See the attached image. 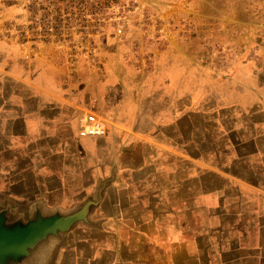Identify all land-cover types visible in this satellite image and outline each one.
I'll list each match as a JSON object with an SVG mask.
<instances>
[{
	"label": "rangeland",
	"instance_id": "374dc122",
	"mask_svg": "<svg viewBox=\"0 0 264 264\" xmlns=\"http://www.w3.org/2000/svg\"><path fill=\"white\" fill-rule=\"evenodd\" d=\"M15 6L0 0V14L10 13L0 15V38L8 39L2 29L14 20ZM119 15L121 33L110 30L99 63L86 64L103 72L98 84L115 112L109 122L95 113L109 129L103 144L88 146L93 187L101 179L111 184L103 199L108 207L117 200L111 182L120 175L119 183L130 186L125 201L141 207L127 210L142 224L131 227L136 233L149 222L159 229L153 219L156 213L159 223L161 211L142 207L162 201V226L186 239L193 228L202 237L221 228L223 205L239 197L230 191L229 181H239L230 171L255 169L252 155L257 146L264 148V139L239 122L246 113L263 118L253 111L264 103V0H119ZM107 50H118L113 65L104 64ZM78 65L68 68L78 73ZM176 91L183 104L173 110L170 96ZM85 112L90 111H82L77 126ZM101 207L91 212V225L81 222L66 235L98 228L99 215L112 211ZM63 239L40 248L31 264H45L47 250H63Z\"/></svg>",
	"mask_w": 264,
	"mask_h": 264
},
{
	"label": "crops",
	"instance_id": "0c3cea01",
	"mask_svg": "<svg viewBox=\"0 0 264 264\" xmlns=\"http://www.w3.org/2000/svg\"><path fill=\"white\" fill-rule=\"evenodd\" d=\"M117 51L107 50L104 64L113 65ZM61 52L28 50L0 38V209L14 218L31 219L39 210L45 214L70 211L101 192L95 209L102 206L101 210L112 211L99 215L98 228L82 226L85 229L78 233L65 234L66 247L47 250L45 264H264V148L257 146L252 155L259 164L255 169L230 171L231 178L239 180L229 181L230 191L238 193L239 199L223 205L227 217L221 228L202 237L188 229L186 239L183 232L173 234L162 226L161 221L167 220L162 210L167 205L150 201L142 208L161 211L159 223L156 213L153 219L159 229L149 222L143 232L136 233L131 227L142 224L131 219L127 210L141 207L125 201L123 194L130 186L119 183L117 175L118 180L115 177L111 182L117 200L105 207V190L111 184L106 187L101 179L93 187L96 173L89 175L93 168L88 163V146L97 148L104 136L78 135L77 118L82 111L96 113L108 122L114 119L115 112L106 106L110 101L98 84L104 74L84 61L78 65L80 72H72ZM260 96L264 102V93ZM170 98L171 109L182 107L178 91ZM253 113L263 118L246 113L239 122L263 140L264 103ZM90 191L94 196L83 198ZM248 192L255 196L244 198L243 193Z\"/></svg>",
	"mask_w": 264,
	"mask_h": 264
},
{
	"label": "built area",
	"instance_id": "2783aa9c",
	"mask_svg": "<svg viewBox=\"0 0 264 264\" xmlns=\"http://www.w3.org/2000/svg\"><path fill=\"white\" fill-rule=\"evenodd\" d=\"M2 1L16 3V12L1 35L28 50H61L68 65L83 61L98 64L108 32L121 33L119 0ZM107 131V121L93 112H85L78 119L80 137H103Z\"/></svg>",
	"mask_w": 264,
	"mask_h": 264
},
{
	"label": "water",
	"instance_id": "95a60500",
	"mask_svg": "<svg viewBox=\"0 0 264 264\" xmlns=\"http://www.w3.org/2000/svg\"><path fill=\"white\" fill-rule=\"evenodd\" d=\"M101 192L70 211H37L33 218H14L0 209V264H31L40 248L63 236L77 224L91 225V212L99 205Z\"/></svg>",
	"mask_w": 264,
	"mask_h": 264
}]
</instances>
